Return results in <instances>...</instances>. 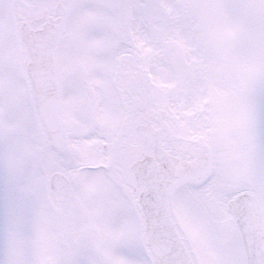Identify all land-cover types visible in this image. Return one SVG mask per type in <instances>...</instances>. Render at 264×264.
<instances>
[{
    "label": "snow or ice",
    "instance_id": "1",
    "mask_svg": "<svg viewBox=\"0 0 264 264\" xmlns=\"http://www.w3.org/2000/svg\"><path fill=\"white\" fill-rule=\"evenodd\" d=\"M0 264H264V0H0Z\"/></svg>",
    "mask_w": 264,
    "mask_h": 264
}]
</instances>
